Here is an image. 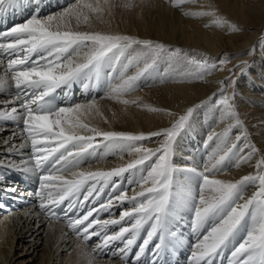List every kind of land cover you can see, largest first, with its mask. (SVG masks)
Listing matches in <instances>:
<instances>
[{
    "label": "snow or ice",
    "instance_id": "snow-or-ice-1",
    "mask_svg": "<svg viewBox=\"0 0 264 264\" xmlns=\"http://www.w3.org/2000/svg\"><path fill=\"white\" fill-rule=\"evenodd\" d=\"M190 2L192 0H170V5L180 9ZM26 3L27 0H0V16L23 8ZM123 6L133 7V0H125ZM101 11L99 0L95 3L75 0L62 11L44 17L39 16L37 9L26 21L0 31V57L6 58L0 90L14 88L13 99L20 101L19 110L12 107L7 116L22 121V132L26 136L21 147L30 143L32 156L28 170L38 175L39 210L48 218L60 219L56 209L63 205L67 225L76 236L84 241L93 236L101 237L97 247L103 248L121 242L117 251L124 264H129L134 247L138 250L131 264H142L149 244L158 240L149 264H160L162 254L175 246L177 233L171 226L179 209L190 207L193 213L190 226L197 239L189 264H214L226 251L230 252L228 264H264V158L256 164L255 174L244 175L234 182L214 178L230 163L238 168L250 162L258 151L245 144L244 148L249 151L243 154L244 148L238 147V143L246 139L244 134L237 135L235 142L230 139L232 127L242 125L231 102L234 96L226 94V87L220 93L218 106L223 117L234 119L235 125L230 124L224 132L207 136L204 147L210 150L202 171L196 167L180 168L173 162L176 141L190 126L193 114L201 105L187 108L170 127L148 134H132L103 131L82 122L81 115L93 109L99 112L95 100L67 102L74 85L79 83L89 89L93 83H99L105 68L113 74L109 98L127 105L136 101L122 97L136 91L142 78L204 79L213 71L222 70L227 60L217 63L207 56L198 59L199 54L189 55L181 48L173 49L163 43L129 35L72 29L73 18L78 26L81 23L87 25L90 14ZM183 14L201 18L215 16L216 12ZM212 25L232 32L240 31L235 23L223 18H216L211 25L205 26ZM129 50L136 54L125 57ZM161 63L167 65L163 72L159 68ZM131 67L136 71L129 75ZM228 83H233L231 78ZM57 90H62V94ZM61 95L66 106L57 103ZM152 138L160 140V147L155 150L144 147V142ZM101 145L105 152L97 157ZM125 152L137 154L138 158L109 171L78 170L89 157L103 158ZM65 173L72 178H67ZM125 173L132 177L129 185L141 189L131 197L128 190L113 179L123 178ZM180 173L186 175L187 183L175 179ZM193 184L198 188L194 190ZM110 185L116 195L98 206H88L96 205ZM249 186L256 190L245 199L244 193ZM117 202L131 204L130 210H123L118 219H101L100 213L110 212ZM110 226H118V230L110 232Z\"/></svg>",
    "mask_w": 264,
    "mask_h": 264
},
{
    "label": "bare ground",
    "instance_id": "bare-ground-1",
    "mask_svg": "<svg viewBox=\"0 0 264 264\" xmlns=\"http://www.w3.org/2000/svg\"><path fill=\"white\" fill-rule=\"evenodd\" d=\"M238 1L239 5H234L233 0H192V2L184 4L182 8L176 9L170 5V0H134L133 7H123L126 16L118 19L109 10H106V7L103 8L106 4L105 0H99L101 13L104 14H99L97 17H95V14H90L91 20L87 25L81 23L78 26L73 18L71 20L73 30L129 35L141 40L162 42L165 45H173L174 47L177 45L194 47L196 50H202L215 56L228 54L226 50L247 51L248 49L245 48L251 47L246 56H238L237 60L234 61L235 63L228 65V69L226 67L223 70L214 71L204 79L180 80L178 77L169 79L167 77L157 78L156 76L147 79L142 78V89L131 93L130 96L125 95L122 97V99L136 101V103L125 105L116 99L109 98L107 93L95 101L99 107V112L93 109L91 112L81 115L82 122L98 127L103 131L132 134H148L159 131L170 127L179 115L185 114L187 108L194 107L207 100L221 85V82L228 78L231 73L228 70H231L233 65L245 62L243 66H246L249 63L254 64L255 61L262 60L257 58L255 54L252 56L255 43L251 44L252 47L247 42H241L240 36L229 33L227 28L222 29L214 25L205 26L211 25L212 21L218 16H220L219 18H232V11L242 6L243 8L246 7L247 16L250 15L249 20H246L248 28L253 26L252 23L258 25V20L263 23L259 27L253 26L256 30V36H261L260 33L264 31V0ZM92 2L95 3L96 0H92ZM110 4L111 2L108 5ZM62 10H58L53 14ZM200 11H215L216 15L193 18L183 14L184 12ZM106 12H109V14L105 15ZM105 16H108L107 21L104 20ZM127 53L130 55L136 54L132 50ZM4 65V63H0V78L5 75ZM159 68L163 72L167 65L161 63ZM259 69L260 72L264 71L261 67ZM169 71H172V69H169ZM256 72L255 70L250 72L255 80L253 81L254 85L264 88V79L260 73L258 75ZM244 77L242 73L236 79L235 92L233 91L235 101L233 104L239 118H243L244 121H242L247 126L248 133H245L244 126L241 124V127H232L229 136L235 142L237 135L244 134L246 139L241 140L238 147L244 148L245 144H250L258 151L250 162L241 164L238 168L230 163L224 172L214 177L216 179L234 182L244 175L255 174L256 164L264 158V100L258 97L260 93L257 94L256 91L246 87ZM8 90L9 88L0 90V110H2V114H0V171L26 164L27 158L22 156L25 155V150L29 147V144L21 147L25 139L22 129L15 128L7 123L9 110L12 107H17L19 110V104H12L14 100L7 96L8 93L6 92ZM150 108L165 111H151ZM169 113H172V115H169ZM230 124L235 125V120L223 117L222 111H219L216 106L213 107L207 104L197 108L191 118L190 126L176 141L174 164L180 168L196 167L198 171H202L207 161V152L210 150H203L205 143H207V136L224 132ZM189 132L193 137L192 140L188 141L186 137L184 140V134ZM82 134L86 133L82 132ZM99 140L100 138H98ZM194 141L198 143L199 148L202 147L201 151L197 152L195 150ZM144 147L153 150L159 148V138L145 141ZM248 151V148H244L243 154H247ZM104 152L103 146L100 147L97 157H100ZM108 157H111V160L105 161ZM94 158L93 164L78 170L90 172L109 171L113 168L126 166L137 159L138 155L125 152L123 154H108L103 158ZM65 176L69 179L72 178L70 174H65ZM175 178L178 182H188L186 175L183 173L177 174ZM122 179L126 182L127 179H131V176L129 173H125ZM195 185L193 184L192 187H195ZM255 190L254 186H249L244 193L245 199L249 198ZM139 191V187L138 191L134 188L128 196L131 197L134 192ZM240 202L243 203V201ZM129 205L131 206V204ZM186 209L187 207H181L177 216L188 212ZM229 258L230 254L227 259ZM0 264L123 263L95 260L90 248L85 246L79 239L68 234L60 224L46 220L36 209H27L17 214L3 216L0 219Z\"/></svg>",
    "mask_w": 264,
    "mask_h": 264
},
{
    "label": "rangeland",
    "instance_id": "rangeland-1",
    "mask_svg": "<svg viewBox=\"0 0 264 264\" xmlns=\"http://www.w3.org/2000/svg\"><path fill=\"white\" fill-rule=\"evenodd\" d=\"M232 1V0H231ZM111 2L110 5H108L109 3ZM125 0H110L108 3L105 4V6L103 8L106 7V10H109L111 14H114L118 19L123 18L125 17V9L123 8V4H124ZM134 2V0H133ZM233 3L234 5H239V1L238 0H233ZM233 14H232V18H229V17H224L223 19H226L228 20L229 22H232V23H235L238 28L240 29V31H236V32H232V31H229L227 29V31L231 34H234V35H239L240 36V41L241 42H247L248 45L252 46L251 44L255 43V46H254V49H253V53H252V56L255 54L257 55V58H261L262 60L260 61H255L254 64H247L246 66H243L245 64V62H242L241 64H237V65H242L241 67H237V65H233V67L231 68V70H228V71H231V73L229 74L228 78L225 79L224 83L221 84L214 93H212L208 98L207 100H205L204 102H201L197 105H201L200 107L198 108H201L203 107L204 105H212L213 107L216 106L218 108L219 111H222V109L219 108L218 106V100H219V97H220V93L222 91V89H224L226 87L227 89V95L229 97H233L235 98V87H236V79L238 78V75H241L243 73V75L245 76L244 77V80H245V85L246 87L254 90L257 92L258 97L261 99V100H264V88H261V87H256L254 85V78L252 77V75L250 74V72L252 70H255L257 71L256 73L259 75V73L261 74V76L263 77L264 79V71L260 72L261 70L259 69V67H261V69L264 70V55H263V50H264V31H262L260 34L261 36H256V30L253 28V26H260L262 25L263 23L260 22V20H258V25L256 23H252V27H247V24H246V20H249V16H247V11H246V7H242L241 8H238L237 10H233L232 11ZM232 12H229V13H232ZM99 14H104V13H98V14H95V17H97ZM109 14V12H106L105 15ZM254 17L256 16L255 14L253 15ZM220 16L216 17V18H219ZM108 19V16L104 17V20L107 21ZM155 42V41H153ZM155 43H160V42H155ZM162 43V42H161ZM165 45V43H163ZM165 46L167 47H170V48H181L184 52H187L189 53V55H197V58L198 59H203L204 56H207L211 61H214V62H219L221 59L222 60H227V62L223 65V68H226L228 69V65L229 64H233L235 63L234 61L237 60V57L240 56V55H247L250 50H251V47H246L245 49H248L247 51H243V50H238V49H231V50H226V52H228V54L226 55H219V56H215V55H210L209 53H205L203 52L202 50H196L194 47H183V46H173V45H168L166 44ZM253 47V46H252ZM258 49V50H257ZM217 59V60H216ZM262 63V64H261ZM258 67V68H257ZM260 70V71H259ZM218 70H216L215 72H217ZM214 72V71H213ZM212 72V73H213ZM229 78H231V80L233 81V83L229 84L228 83V80ZM247 78V79H246ZM252 79V80H251ZM247 81V82H246ZM264 83V82H263ZM262 83V84H263ZM254 85V86H253ZM264 85V84H263ZM233 88V89H232ZM139 89V88H138ZM137 89V90H138ZM257 89V90H256ZM134 91V92H137ZM261 90V91H259ZM234 91V92H233ZM132 92V93H134ZM262 92V93H261ZM234 93V94H233ZM215 94V95H214ZM129 96L131 95L128 94ZM238 95V94H237ZM261 95H263L261 97ZM235 99H233L231 102L234 103ZM264 102V101H263ZM210 103V104H209ZM195 105V106H197ZM234 105V104H233ZM240 119V118H239ZM243 118L240 119L241 121V124L244 126V131L245 133H248V128L247 126L244 125L243 123ZM191 132V131H190ZM190 132L189 133H185L184 134V140L188 137V141L189 140H192L193 137H191L192 135H190ZM185 136H187L185 138ZM183 140V141H184ZM195 145V150H197V152L201 151L200 149H202V147L199 148L198 146V143L196 141H194L193 143ZM197 146V147H196ZM199 148V149H197ZM203 150H205V147L203 148ZM177 180V178H175ZM178 181V180H177ZM181 183H185V182H181ZM138 187L139 186H136V190L138 191ZM196 189L198 188V185H195V187H193V189ZM134 189V188H133ZM132 189V190H133ZM194 189V190H195ZM139 190H140V187H139ZM186 211H191V208L190 207H187ZM185 211V212H186ZM181 217H184L183 214L179 215ZM227 252V251H226ZM228 255L230 254V252H227ZM227 255V257H228Z\"/></svg>",
    "mask_w": 264,
    "mask_h": 264
}]
</instances>
